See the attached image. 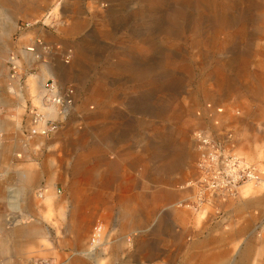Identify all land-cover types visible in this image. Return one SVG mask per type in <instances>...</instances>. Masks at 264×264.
<instances>
[{
  "label": "rangeland",
  "instance_id": "1",
  "mask_svg": "<svg viewBox=\"0 0 264 264\" xmlns=\"http://www.w3.org/2000/svg\"><path fill=\"white\" fill-rule=\"evenodd\" d=\"M1 5L0 73L23 105L0 146L24 211L0 214L33 230L0 264H264V0ZM47 67L72 98L52 118L27 91ZM199 133L260 182L197 204Z\"/></svg>",
  "mask_w": 264,
  "mask_h": 264
},
{
  "label": "built area",
  "instance_id": "2",
  "mask_svg": "<svg viewBox=\"0 0 264 264\" xmlns=\"http://www.w3.org/2000/svg\"><path fill=\"white\" fill-rule=\"evenodd\" d=\"M47 87L53 89V84H47ZM198 140L202 150L198 163L199 174L195 181L197 204L216 198L233 197L243 183L261 179L258 168L218 148L209 135L199 133Z\"/></svg>",
  "mask_w": 264,
  "mask_h": 264
},
{
  "label": "bare ground",
  "instance_id": "3",
  "mask_svg": "<svg viewBox=\"0 0 264 264\" xmlns=\"http://www.w3.org/2000/svg\"><path fill=\"white\" fill-rule=\"evenodd\" d=\"M10 0H0V15H3V7L1 3L3 2H9ZM33 50V49H29ZM29 58H33L34 55H27ZM47 75H50V72L44 76V80L42 81V89L39 90V88L36 85V76L35 75H30V78L35 81V86L32 92H35L36 98L40 99L45 96L46 93L49 92L50 96L49 99L52 102V104L49 106L48 110H46L45 114L47 118H52L57 116V105L64 103V105L69 108V106L72 105V98H70L71 92L69 91L66 95V97H61L56 94L55 90V85H53V89H50L47 87V84L49 82H46L47 80ZM46 83V84H45ZM46 87V89H45ZM63 98V99H62ZM2 101V99H1ZM41 126H44V121H40ZM105 129V128H104ZM47 130H43V133H46ZM5 166H3L4 171L1 174L0 177V200L7 199L8 203H10L11 207H16L18 209H22V205L20 202L23 200L22 198V191H23V185L21 184L22 182H16L15 181V176H16V170L20 166L21 163L19 164H14L11 161L5 162ZM262 181V180H261ZM260 182L257 181V184ZM253 183V182H250ZM246 183L242 185L239 189H242L243 186L250 184ZM256 184V183H253ZM48 205H51V197H48L47 199ZM6 212V211H5ZM9 214H0V255L2 254V258L4 259L3 261H7L10 258V252L8 249L3 248L4 242L9 239L11 236H20L24 233H31L32 228L24 225L23 220H18L19 215L13 216V220L10 218L9 219ZM24 217V216H22ZM97 248V247H96Z\"/></svg>",
  "mask_w": 264,
  "mask_h": 264
},
{
  "label": "crops",
  "instance_id": "4",
  "mask_svg": "<svg viewBox=\"0 0 264 264\" xmlns=\"http://www.w3.org/2000/svg\"><path fill=\"white\" fill-rule=\"evenodd\" d=\"M26 5H28L29 7L31 6L30 4H26ZM5 10H6V11H4V12H6L5 14H8L7 9H5ZM12 26L13 25L11 24L10 27H12ZM24 54H25V57H27V59H26L27 61L28 60L32 61L34 59V57L33 58H31V57L29 58L27 56V55H31V54H28V53H24ZM49 71L50 70L47 67L44 71L42 70L39 75H35L37 77L36 78L37 79L36 80V85L39 88V90L42 89V81L44 80V76H46V74ZM2 75H4V77H5V80H4L5 82H4V84L0 85V132L2 130H7L6 127L4 126L7 123L11 122L12 125H15V126L18 125L17 121L14 120V119L20 117V113L18 115V112L22 111V105H23V103H22L23 98L20 99L19 94L16 95V92L14 91V89L12 87H10L11 83L9 81L10 78L8 76L7 70L2 69L1 73H0V76H2ZM28 80H29V83L31 85L27 89V91H29V95H31L33 98L35 97L34 98L35 101H38L39 99L36 98L35 92H32V90L34 89V86H35V81H33L30 78V75H29V79ZM19 90L20 89H18V92H19ZM1 99H2V101H1ZM10 130H14V129H10ZM4 150L5 149L1 148V146H0V167H2L3 163H4L3 162V156H4L3 152H4ZM17 172L18 171L16 170V173ZM245 191H246V189H245Z\"/></svg>",
  "mask_w": 264,
  "mask_h": 264
}]
</instances>
